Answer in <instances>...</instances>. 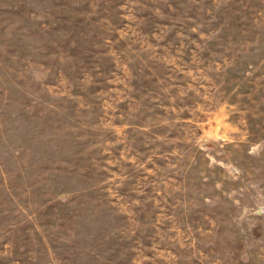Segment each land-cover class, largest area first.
I'll return each mask as SVG.
<instances>
[{"label": "rangeland", "instance_id": "rangeland-1", "mask_svg": "<svg viewBox=\"0 0 264 264\" xmlns=\"http://www.w3.org/2000/svg\"><path fill=\"white\" fill-rule=\"evenodd\" d=\"M0 264H264V0H0Z\"/></svg>", "mask_w": 264, "mask_h": 264}]
</instances>
